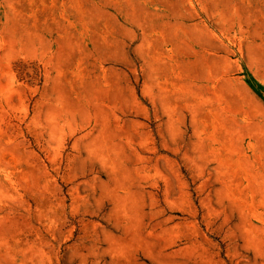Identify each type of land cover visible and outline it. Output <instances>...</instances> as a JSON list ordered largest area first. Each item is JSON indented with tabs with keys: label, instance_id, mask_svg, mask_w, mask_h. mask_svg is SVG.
I'll return each mask as SVG.
<instances>
[{
	"label": "rangeland",
	"instance_id": "obj_1",
	"mask_svg": "<svg viewBox=\"0 0 264 264\" xmlns=\"http://www.w3.org/2000/svg\"><path fill=\"white\" fill-rule=\"evenodd\" d=\"M0 264H264V0H0Z\"/></svg>",
	"mask_w": 264,
	"mask_h": 264
}]
</instances>
